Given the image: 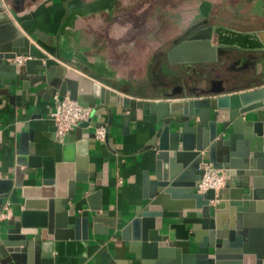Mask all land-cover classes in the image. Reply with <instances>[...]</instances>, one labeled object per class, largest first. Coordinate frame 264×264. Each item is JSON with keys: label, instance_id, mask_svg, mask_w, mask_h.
Here are the masks:
<instances>
[{"label": "water", "instance_id": "1", "mask_svg": "<svg viewBox=\"0 0 264 264\" xmlns=\"http://www.w3.org/2000/svg\"><path fill=\"white\" fill-rule=\"evenodd\" d=\"M256 4L264 12V0ZM15 6V0H0V95L13 102L11 87L21 86L26 94L32 86L46 83L59 102L69 96L91 107L98 119L81 122L73 137L64 136L65 142L77 143L75 159L57 163L55 173L43 175L41 186L34 188L25 186L24 180L27 175L37 180L36 145L22 138L16 150L15 177H0V212L15 189L24 197L21 213L7 220L0 264H52L55 240L88 236L90 216L77 215L76 205H67L88 182L83 173L96 175L85 165L96 143V129L103 125L104 115L108 132L116 117L128 124L136 119L138 108L149 109L159 123L147 145L155 151L153 173L144 179L147 203L123 230V234L132 232L131 248L137 247L133 250L140 264H264V77L253 80L251 88L240 83L241 78L224 79L204 95L136 100L50 57L19 29ZM225 34L233 39L226 41ZM255 37L259 45L253 43ZM227 46L263 48L264 29L242 35L223 26L200 28L169 51V61L187 63L189 69L194 62L216 61L219 47ZM18 55L32 58L19 63ZM84 128L93 130L85 134ZM50 130L56 133L55 126ZM207 163L226 168L230 176L218 192L199 193L196 185ZM92 208L97 231L104 222L102 205ZM185 208L196 211L186 220L194 225L191 231L197 250L192 252H184L157 227L164 211ZM108 226L114 227L115 222Z\"/></svg>", "mask_w": 264, "mask_h": 264}, {"label": "crops", "instance_id": "2", "mask_svg": "<svg viewBox=\"0 0 264 264\" xmlns=\"http://www.w3.org/2000/svg\"><path fill=\"white\" fill-rule=\"evenodd\" d=\"M15 1V23L41 50L67 69L136 100L204 95L210 93L205 87L218 88L224 79L241 78L239 82L251 88L253 80L264 77V47H219L216 61L197 62L189 69L186 63L169 61L177 38L195 24L200 28L223 26L242 35L264 29V12L256 0ZM224 37L226 41L233 39L231 35ZM252 41L261 43L257 37ZM11 88L13 102L0 95V177H15L16 150L26 137L36 145L33 163L39 167L36 182L27 175L24 184L34 188L41 186L43 175L55 173L57 163L75 159L77 143L65 142L64 136L50 130L54 126L50 113L59 101L56 94H50L48 84L32 86L26 94L21 86ZM97 119L92 110L83 122ZM78 126L67 135L73 137ZM102 126L107 130L106 115ZM158 127L156 114L138 108L135 120L124 124L116 117L106 139H96L91 145L85 165L96 175L83 173L88 182L67 205H76L77 215L90 216L89 234L86 238L55 240L52 264H140L133 250L136 246L131 248L132 232L123 234V230L147 203L144 179L153 173L155 161V151L147 145ZM92 130L84 128L83 133ZM7 201L11 202L12 216L19 215L24 208L21 190L15 189L4 203ZM98 204L102 205L104 222L95 231L96 211L92 207ZM195 212L173 209L157 218L160 233L176 240L184 252L197 250L191 231L194 225L186 222ZM7 220L1 223L2 239L9 227ZM113 222L115 226L109 227Z\"/></svg>", "mask_w": 264, "mask_h": 264}, {"label": "built area", "instance_id": "3", "mask_svg": "<svg viewBox=\"0 0 264 264\" xmlns=\"http://www.w3.org/2000/svg\"><path fill=\"white\" fill-rule=\"evenodd\" d=\"M32 58L31 56L18 55L16 60L19 63ZM58 98V95L56 94ZM92 108L79 104L76 100L66 96L55 110L50 113V118L56 128V134L59 137L67 135L74 127L78 126L81 122L88 120ZM2 129L0 127V135ZM107 137V130L104 126L96 129V138L104 141ZM229 171L226 168H215L212 164L207 163L205 171L201 179L197 182L196 189L199 193H206L209 190L218 192L220 189L227 185L229 179ZM12 216L11 202L4 203L0 212V245L2 242V228L1 223Z\"/></svg>", "mask_w": 264, "mask_h": 264}, {"label": "flooded vegetation", "instance_id": "4", "mask_svg": "<svg viewBox=\"0 0 264 264\" xmlns=\"http://www.w3.org/2000/svg\"><path fill=\"white\" fill-rule=\"evenodd\" d=\"M199 25H200V24H195L194 26L190 27L187 31L183 32V33L177 38V43H176V44L182 42V41L185 40L189 35H191V34L194 33L196 30H198V28H200V27H198ZM193 27H194V29H193L191 32H189L188 34H186V33H187L191 28H193ZM195 29H196V30H195ZM195 64H198V63H197V62H194V63L192 64V67H193ZM185 65L187 66V63H186ZM216 75H217V74H216ZM213 88H214V87H211L210 85L207 86V87H205V89H206L207 91H212ZM214 89H216V88H214Z\"/></svg>", "mask_w": 264, "mask_h": 264}]
</instances>
